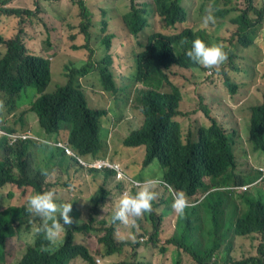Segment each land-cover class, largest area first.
<instances>
[{"label": "trees", "instance_id": "16d2710c", "mask_svg": "<svg viewBox=\"0 0 264 264\" xmlns=\"http://www.w3.org/2000/svg\"><path fill=\"white\" fill-rule=\"evenodd\" d=\"M40 1L36 0L37 7L33 10L16 4V0H0V125H5L10 132L21 130L22 134L28 135L12 142L6 134L0 135V191L7 186H17L23 192L31 189L30 196L22 206L10 204L3 208L0 204V264L4 261L10 238H24L28 242L18 264H65L69 256L78 253L87 257L82 247L71 244L77 235L84 233L86 238L93 239L103 247L104 256L116 258L112 264H156L154 260L145 261L131 248L137 249L142 244L149 248L150 243L158 244L160 209L164 208L165 202L174 203V195L182 203L175 208L179 216L175 231L165 243L182 244L192 264L264 263V244L259 248L258 255L250 256L242 248L232 251L233 255L229 252L221 258L217 257L214 252L216 248L209 247V243L215 234L222 231L224 218L217 220L208 205L214 204L217 193L206 198L203 191L196 189L202 185L201 178L205 174L220 176L219 183L225 186L249 184L259 177L257 173L238 166L234 154L235 133L222 131L217 125L210 129L202 126L197 141L203 143L205 148L199 151L195 144L181 143L177 125L168 127L183 97L181 87L175 82V72L170 69L173 66L194 67L204 72L205 68L200 64L203 62L212 71L220 61L221 71L225 73V66L232 58L227 38L208 30L203 34H186L183 31L166 34L157 31L150 34L146 42L144 30L151 24L152 18H158L164 28H175L174 12L180 0H154L153 5L143 7L136 0H130V8L125 14L103 17L101 8L98 7L97 13L90 4L91 0H71L79 7L82 17L79 29L86 40L84 46L75 45L74 48H86L89 54L81 59L68 53L57 54L62 64L56 69V75L60 77L63 73L67 82L53 91H47L52 78L51 68L56 60L31 52L24 42L32 18L44 10ZM57 1L48 0V4ZM207 1L212 3L216 14L228 12L224 0ZM246 1L250 7H254L256 0ZM262 3L256 10L259 20L264 19V0ZM16 20L20 28L14 35L9 25ZM113 20L118 21L126 31L123 36L126 44L127 40L135 41L131 54L136 56V62L140 61V86L134 88V100L142 122L130 132L129 137L123 138L122 144L145 146L143 165L148 166L153 162L151 159L159 157L161 174L147 176L140 185L131 186L129 179H117L114 171L91 169L90 173L95 177L102 176L98 197L78 198L76 193L81 188L78 176H84L86 170L74 158L66 156L62 149L48 143V138H64L80 154L93 157L107 156L108 147H114L113 130L109 123L105 127L102 115L119 111L117 103L127 104L132 91L127 95L126 92L118 93L124 88L111 75L115 58L111 48L113 41L117 40L114 33L108 34ZM232 20L239 24L236 45L249 46L255 22L237 8ZM92 28L104 37L93 41ZM195 36L211 41V45L197 46L192 41ZM102 46L103 55L96 56ZM192 57L197 60L195 65L191 62ZM94 74L99 83H94L92 88L99 87L106 94L113 93L107 97L108 102L103 107L92 106L91 97L96 92L87 94L82 83V79ZM26 84H35L42 93L34 105L38 126L29 124L28 114L31 112L22 107L25 104L20 88ZM110 101L114 104L110 105ZM17 110L20 112L15 115ZM251 112L248 133L246 125L244 136L248 138L247 144L251 149L259 152L258 162L264 167V103L251 107ZM6 113L15 115L13 125L4 115ZM114 160L118 161V158ZM57 167L67 177L64 184L53 171ZM60 190L71 199L66 200ZM118 191H127L121 199L136 204L139 210L126 221L122 213L124 204L119 199L116 211L101 218L102 227H95L94 218L99 216L100 208L109 196ZM92 200H96V203L91 206ZM84 211L90 214L82 217L80 214ZM168 213V208L163 210V215ZM243 213L246 215L239 225L240 236L263 234L264 220L261 218L264 216V206L253 204L249 212L244 206ZM144 223L151 224L152 228ZM23 228L25 231H22ZM123 228L126 234L118 237L117 233ZM129 251L133 260L126 263Z\"/></svg>", "mask_w": 264, "mask_h": 264}, {"label": "rangeland", "instance_id": "374dc122", "mask_svg": "<svg viewBox=\"0 0 264 264\" xmlns=\"http://www.w3.org/2000/svg\"><path fill=\"white\" fill-rule=\"evenodd\" d=\"M139 1L145 2L151 0ZM197 1L199 6L195 8H193L194 4H188L185 2L186 6L189 8L190 15L194 10L192 20H189L190 25L192 24V21L194 23L197 22L199 15L201 14L200 4L202 0ZM114 2L115 5L123 11L129 8L130 0H91L90 4L93 9L99 13L98 7H100L101 10L104 8L113 10ZM224 3L228 10L224 15H219L218 13L215 15V8L207 5L214 23H210L209 25H211V27L206 28L210 32L222 34L227 38V46L232 51V58L225 66V73L220 72L217 78H212L207 76L205 72L196 68L173 66L170 69L175 72V82L181 87L183 92L181 100L182 114L177 117V120L181 123L184 137L188 136L191 129L196 131L201 122H205L203 114L198 111L205 102H208L212 114L218 116L224 126L229 130H242L243 135H245L246 125V132L248 133L250 123V120H248L249 108L264 97V19L259 20V14L256 11L262 6V0H256L254 7H250L246 0H224ZM16 4H22L33 10L37 7L36 0H16ZM40 4L43 5L44 10L39 16H34L29 23L26 46L31 52L40 53L49 59L52 58V60H56L53 64L54 66L51 68L52 78L47 87V91H53L58 85L67 82V78L63 73L60 77L56 75V69L62 64V59L58 57L57 54L68 53L76 59H81L88 56L89 50L83 47H80V49L74 48L75 45L84 46L86 43L83 34L79 31L82 17L79 15L80 12L77 3L74 4L71 0H58L55 4H48V0H42L40 1ZM236 8L246 12L250 20L255 22V26L251 31L252 43L249 46L236 45L239 24L232 20ZM103 16L104 13H102V17ZM219 25H221V27H219ZM9 28H11V34L15 35L20 28L19 21L16 20L11 22ZM177 29L178 27L176 29L164 28L158 18H152L151 24L144 30V37L147 42L148 36L153 32L161 31L164 33H172ZM91 30L94 38L93 41H99V39L104 37L95 29L92 28ZM109 33H114L117 38V40L113 41L111 48L115 55L113 70L116 80L119 86L125 88L122 93L126 92L127 95L132 91L131 100H128L127 104L117 103L120 109V115H118L119 119L117 120V115L115 114L104 119L105 127L107 128L109 123L113 130L114 147H109L110 154L113 160L115 158H120L117 162H119L125 170H129V168L132 167L129 173L140 169L137 172L139 177L156 174L160 175L161 167L157 159H155L150 165L144 166V156L141 161L140 147L139 149H136L135 147H127L120 141V139L127 136L132 131L131 129L138 127L142 122V116L136 109L134 84L131 80L136 67V56L131 54V51L135 47V41L127 40V44L125 43L123 36L126 31L116 20L111 22V26L108 30V34ZM103 53L102 46L97 51L96 56H100ZM226 78L232 83L239 84L236 95H231L230 87L224 82ZM83 82L84 85L87 86V94H91L92 91L96 92V94L91 97L93 107H103V105L108 102L107 97H109L110 94H113L109 92L106 94V92L101 91L99 87L95 89L92 88L94 83H99L98 77L95 74L83 79ZM238 94L242 96V104L240 101H236V96ZM23 99L29 100L30 93H26ZM232 99H235V101L232 102ZM113 104L114 103L110 101V105ZM18 112L20 111L18 110L16 114ZM14 116L11 118L10 116L8 117L9 123L12 125L14 124ZM116 120L118 122L117 124H114ZM28 121L30 125L38 126L35 112L28 114ZM103 135L104 132L102 131V136ZM143 152H145V149H143ZM238 156L242 162H244L243 160H246L247 151L244 147L239 149ZM257 159L258 158L252 154V160L255 162ZM140 164L141 168H139ZM53 171L57 177H61L60 182L62 184L67 182V177L63 174L64 171L62 169L57 167ZM101 177L102 176L95 177L90 172L87 176H78L80 179L78 180V183L81 188H79V192L76 193L77 197H90V199L91 197H94L96 199L99 192L98 185L100 184L98 178L100 180ZM60 191L66 200L71 199V197L67 196L63 190ZM30 192L31 189H27L23 192L17 187L7 186L0 191V204L3 208L10 204L22 206ZM95 203L96 200L90 201L91 206ZM138 210L139 208L136 204H131L130 202L125 201L122 213L127 221L130 219L131 215ZM161 212L163 213V209ZM89 214L90 212L84 211V213L81 212L80 215L83 217L88 216ZM108 214L109 212H107L104 207H101L97 221L94 222L93 225L98 228L102 227L100 224L102 223L101 218L108 216ZM168 221H171L174 224L175 220L173 216H171L165 217L162 223H159V221L157 222L160 230L159 242L157 245L150 243L149 248H147L145 244H142L139 248H131V250L137 252V254L144 258L145 261L154 260L156 264H171V258L174 257L175 254L170 255L169 253H166L165 255H162L160 252V247L163 245V242L174 232L172 225L167 224ZM144 225L148 228H152V225L149 223H144ZM22 231H25V228H23ZM125 234L123 228L121 232L117 233V236L121 237ZM31 238L32 236H30V239ZM240 239L241 241L237 244L233 242V251L243 248L250 254V256L258 255V246L261 243L264 244V234L261 233L241 237ZM76 240L86 243L94 254L95 259H101L102 264H112L116 261L115 257H105L103 254V247H100L93 239L86 238L85 233L77 235ZM27 243L28 242H26L24 238H10L6 244L4 261L1 264H18V261L21 259L25 251ZM126 257V263L131 262L133 260L132 252L129 251V253L126 254ZM190 260L191 258L189 254L183 253L180 257L179 264H192ZM77 261H79L78 264H87L82 260ZM173 261L176 262L177 258H174ZM96 264L99 263L96 261Z\"/></svg>", "mask_w": 264, "mask_h": 264}, {"label": "clouds", "instance_id": "9594fccd", "mask_svg": "<svg viewBox=\"0 0 264 264\" xmlns=\"http://www.w3.org/2000/svg\"><path fill=\"white\" fill-rule=\"evenodd\" d=\"M136 2L139 3L140 6H142V7L147 5V4H151V5L154 4V0L145 1V2H141L139 0H136ZM185 2H187L188 4H194L193 8L199 6V3L197 0H183V1L180 0L178 2L177 7H176L175 12H174V18H175L176 26H175V28H171V29H176L178 27V29L175 32L166 33V34H173V33H177L180 31H183L186 34H203L205 32V30H208L206 27H211V25H209V24L214 23L212 20V15L209 12V7H207V5H208V6L213 8V6L211 5L212 3L207 1V0H202V2L200 4L201 14L199 15L197 22L194 23L192 21V24L190 25L189 20L190 19L192 20V14L194 13V10L190 15L189 8L186 6ZM129 8H130V4H129ZM129 8L123 11V10L119 9L115 5V2H114L113 10H110L109 8H104L102 10V13H104V16L111 15V14H114L116 16H121L122 14H125L129 10ZM186 12H188L187 15H185ZM215 12L216 11H214V14L216 15ZM219 27H221V25H219ZM79 31H80V29H79ZM208 32H210V31L208 30ZM213 33H215V32H213ZM81 34H83V33H81ZM83 36H84V34H83ZM166 37H170V36H166ZM26 39H27V37L24 39L25 45H26ZM192 41L197 46H200V47H208L211 45V41H208L207 39H205L201 36L193 37ZM44 57H46V56H44ZM46 58H48V57H46ZM196 61L197 60L192 57L191 62L194 65H195ZM200 64L205 68L204 72L209 77L217 78L218 74L220 72H222L221 71L222 64L220 61H218L214 65L215 68H213L212 71L210 69H208V67L206 66L205 63L200 62ZM139 71H140V61L136 62L135 72H134L133 76L131 77V80L133 81V84H134V88H136L139 85V78H138ZM111 75L115 79V82H117L115 74H114V70H112ZM224 82L227 86L230 87L231 95H236L237 90L239 88V84L232 83L229 79H225ZM82 83H83V86L85 87L84 90L86 91L87 86L84 85L83 79H82ZM28 92L30 93V99L24 100L23 97ZM122 92H120V93H122ZM86 93H87V91H86ZM20 94H21L22 102L25 104L22 107L26 108L31 113H33V111H34L37 115V111L34 109V105L42 97L41 91L39 89H37L35 84H26L20 88ZM233 101H235V99H232V102ZM236 101H240V103L242 104L243 103L242 96H240L238 94L236 96ZM181 102L182 101H180L179 105L176 107V113L171 116L169 123H168V127H170L172 125L178 126L179 139H180L182 144L188 145V144L192 143V144H195L197 146L199 151H203L205 148V145L203 143H200L197 141L198 132H199L200 128L203 126V127H206L207 129H210L212 126L217 125L222 131L227 130L229 132L235 133V136H234V140H235L234 154H235L236 160L238 162V166H240L243 169L255 172V173H257V175H259V177L256 180H254L253 182H251L249 184L239 186L237 183H235L232 186H225V185L219 183V181L221 180L220 176L205 174L201 178L202 185L200 187L196 188L198 190L203 191L204 197H206V198H208V196H210L211 194L217 193L216 200H215L214 204H212V205L208 204V205L214 211L217 220L219 218H224V227H223L222 231L218 234H215L212 237V239L209 243V247H215L216 248L214 252H215V254H217L218 258L223 257V254L227 255L229 252H230V255H233V253H232L233 242L237 244L241 241V239H240L241 237H247V236H240L241 233L239 232L240 222L242 221L244 215H246L243 213V207L244 206L247 207L248 212H249L251 209V206L253 204H261L264 206V167L260 166L258 159L255 162L252 160V154H254L258 158L259 152L253 151L251 149L250 144H247L248 138H246L243 135L242 130H240V131L229 130L226 126H224V124L222 123L220 118L218 116H215L212 114L211 108H210V106H208V102H205V104L198 110L203 114V116L205 118V122H201L200 126L196 129V131L191 129L188 133V136L184 137L181 123L179 120H177V117L182 114ZM263 103H264V97L259 102H257L256 104L250 106L249 113H248V120H250V117L252 115L251 107H253L255 105L260 106ZM29 108L32 109L33 111H30ZM114 114L117 115V120H118L119 119L118 115H120V110L117 112L109 111V113H107V115H102V117H104V119H105L106 117L113 116ZM4 115L6 116L7 119L9 116H14L10 113L9 114L6 113ZM117 120L114 122V124H117V122H118ZM248 120H247V124H248ZM136 128H134V129H136ZM0 130H3L5 132L2 134H6L8 136V138L10 139V142H12L14 140V138L11 136L12 134H22L21 132H23L21 130L10 132V131L5 129V125H0ZM131 130H133V129H131ZM131 130H129V131H131ZM24 131H26V130H24ZM129 136H130V133L127 135V137H129ZM125 137L126 136H124L123 138H125ZM123 138L120 139L121 143H122ZM48 143L53 144L54 146L62 149L66 156H68L70 158H74L78 162V164L80 166H82L84 168V170H86V173L84 176H87L91 169H97L100 171H114V172H116L115 177L117 179L127 178L131 181V186L140 185L142 183L141 181L147 177V176L139 177L137 175V172L140 169H138L137 171H134V172H130V173H129V171L132 167L129 168V170H125L119 162L113 160V158L110 154V151H109V147H108L107 156L93 157V156H87V155L80 154L79 152L74 150L69 145L68 141L65 140L64 138H48ZM123 145L127 146V147H133L132 145H127L125 143ZM139 147L141 149V161H142L143 156H145V152H143V149H145V146H139ZM139 147H135V148L139 149ZM243 147L247 151V158H246V160H243L244 162H242L238 156L239 149H241ZM155 159H157L159 164L161 165V161H160L159 157H154L151 160L154 161ZM119 160H120V158H118V161ZM127 163H128V161H127ZM102 173H104V172H102ZM104 174H106V173H104ZM98 182L100 183L98 186H100L101 182H100L99 178H98ZM201 191H199V192L202 195ZM126 194H127V191H124V192L118 191L115 194H112L111 196H109L107 202L104 204L103 207L107 210V212L114 213L116 211L117 203H118L119 199H120V202H122L125 205V200H123L121 198L125 197ZM29 196H30V193L28 194L27 198ZM233 198H234V200H233ZM174 200H175L174 203L165 202V204H164L163 210L166 208L169 209V213L167 215H163V213L161 212L162 209H160L161 216L159 219V223H162L164 221L165 217L173 216V218L175 220L174 224L171 221L170 222L168 221L167 224L168 225L171 224L172 227L174 228V231H175L176 221L179 217L175 213V208L177 205L181 204L182 202L177 195H174ZM97 217L98 216H95V218H94L95 222L97 221ZM261 219L264 220V216H262ZM33 228H35L37 230L36 226H34ZM253 234H256V233H253ZM71 244L74 247H82L85 250V252L87 253V257L82 255L81 253H78L76 255H71L66 259L65 264H78L79 261H77V260H82L83 262H85L87 264H96V261H97V263L102 264L101 259H99V258L95 259L94 254L92 253V251L90 250L89 246L86 243L79 242L76 239H73ZM262 245H263V243H261L258 246V250ZM160 252L162 255H165L166 253H169L170 255L175 254V256L171 258V264H179L181 255L183 253H188L186 248L182 244L176 243V242L165 243V241L163 242V245H161V247H160ZM105 257H107V256H105ZM174 258H177L176 262L173 261ZM245 264H264V263L252 262V263H245Z\"/></svg>", "mask_w": 264, "mask_h": 264}, {"label": "built area", "instance_id": "2783aa9c", "mask_svg": "<svg viewBox=\"0 0 264 264\" xmlns=\"http://www.w3.org/2000/svg\"><path fill=\"white\" fill-rule=\"evenodd\" d=\"M5 133L3 130H0V134ZM14 139L21 137V136H28L27 134H12L11 135Z\"/></svg>", "mask_w": 264, "mask_h": 264}]
</instances>
